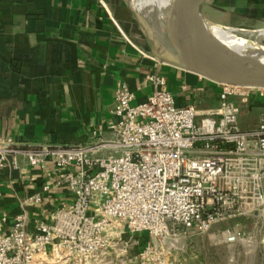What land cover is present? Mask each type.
I'll list each match as a JSON object with an SVG mask.
<instances>
[{
    "label": "built area",
    "instance_id": "2783aa9c",
    "mask_svg": "<svg viewBox=\"0 0 264 264\" xmlns=\"http://www.w3.org/2000/svg\"><path fill=\"white\" fill-rule=\"evenodd\" d=\"M150 80L154 89L134 105L118 86L117 120L94 143L0 137V173L48 175L16 212L0 215V264H124L134 248L142 259L167 237L240 218L264 228V114L243 130L231 101L246 104L264 90L217 84V108L199 112L176 106L163 78ZM55 194L65 203L44 212Z\"/></svg>",
    "mask_w": 264,
    "mask_h": 264
},
{
    "label": "crops",
    "instance_id": "0c3cea01",
    "mask_svg": "<svg viewBox=\"0 0 264 264\" xmlns=\"http://www.w3.org/2000/svg\"><path fill=\"white\" fill-rule=\"evenodd\" d=\"M216 23L264 22V0H215ZM165 54H172L168 48ZM165 80L178 107L217 108L219 87L160 62L126 0H0V137L31 144H91L116 122L115 92L125 84L132 104L152 92L150 77ZM243 130L264 114V95L236 98ZM48 179L31 170L18 179L0 173V215L16 212L22 198ZM46 200L44 212L65 203Z\"/></svg>",
    "mask_w": 264,
    "mask_h": 264
},
{
    "label": "rangeland",
    "instance_id": "374dc122",
    "mask_svg": "<svg viewBox=\"0 0 264 264\" xmlns=\"http://www.w3.org/2000/svg\"><path fill=\"white\" fill-rule=\"evenodd\" d=\"M133 1L126 0L129 5ZM208 19L215 25L231 30L237 37L264 47V22H236L230 18H220L224 23L219 25L215 22L214 13H210ZM142 22L149 37H156L161 45L169 49L163 13L153 7L150 22L145 19ZM226 231L236 235L238 240L234 245L225 242L222 234ZM158 244L155 252L142 259L135 260V248L129 250L124 264H264V228L243 218L214 226L203 234L193 233L176 239L167 237L164 243Z\"/></svg>",
    "mask_w": 264,
    "mask_h": 264
},
{
    "label": "water",
    "instance_id": "95a60500",
    "mask_svg": "<svg viewBox=\"0 0 264 264\" xmlns=\"http://www.w3.org/2000/svg\"><path fill=\"white\" fill-rule=\"evenodd\" d=\"M214 1L184 0L186 23L182 28H176L170 13L165 12L164 27L168 50L172 54L170 57L165 54V49L156 37H149L141 17L131 4H127L137 25L148 37L152 54L160 62L170 63L218 85L264 90V66L234 59L211 38L207 24H213L208 18L209 14L217 9Z\"/></svg>",
    "mask_w": 264,
    "mask_h": 264
},
{
    "label": "bare ground",
    "instance_id": "6f19581e",
    "mask_svg": "<svg viewBox=\"0 0 264 264\" xmlns=\"http://www.w3.org/2000/svg\"><path fill=\"white\" fill-rule=\"evenodd\" d=\"M133 2L131 5L134 10L148 22H150L154 7L163 13V18L165 12L168 11L176 28H182L186 23L184 0H134ZM150 25L153 26L151 23ZM207 28L211 38L226 54L238 61L253 62L264 66V47L239 38L231 30L223 29L215 24L209 23ZM162 47L167 51L165 46L162 45Z\"/></svg>",
    "mask_w": 264,
    "mask_h": 264
}]
</instances>
